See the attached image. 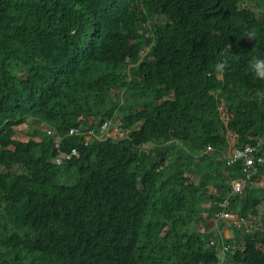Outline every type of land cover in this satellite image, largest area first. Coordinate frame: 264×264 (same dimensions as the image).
<instances>
[{
    "label": "trees",
    "instance_id": "1",
    "mask_svg": "<svg viewBox=\"0 0 264 264\" xmlns=\"http://www.w3.org/2000/svg\"><path fill=\"white\" fill-rule=\"evenodd\" d=\"M253 56L264 0H0V264H264V166L227 185L264 136ZM230 196L260 230L226 260Z\"/></svg>",
    "mask_w": 264,
    "mask_h": 264
},
{
    "label": "built area",
    "instance_id": "2",
    "mask_svg": "<svg viewBox=\"0 0 264 264\" xmlns=\"http://www.w3.org/2000/svg\"><path fill=\"white\" fill-rule=\"evenodd\" d=\"M108 123V122H107ZM105 123L101 131L103 132L104 130L108 129V124ZM81 130L78 128H72L69 132V135H77L80 134ZM93 130L91 129H86L84 130V133L87 135L93 134ZM49 136H54V134L51 131H48ZM90 139L89 136L86 137V141ZM55 148L57 150H60V144L57 143L55 145ZM208 152H211V149L208 148ZM73 155H76V151H72ZM71 154V155H72ZM61 158L57 159L55 161L56 165H61L63 162V159L71 158V155H66V153L60 152ZM241 164V170L245 176V179L240 181V182H232L230 184V189L232 190L231 196L237 195V196H242L243 195V190H244V185L246 183L251 182V179L253 176H256L257 173V166H262L264 165V136L259 139L254 145H248L243 149H239L234 151L231 156L229 157L227 166L228 167H235ZM231 204H230V199H226L221 205L220 209H222V212L216 215L217 220L221 221H227V222H232L234 227L242 230L245 229L246 231L248 230L249 223H247L244 219L239 218L232 213L228 212V209H230ZM247 233V232H246ZM232 248L227 247L224 248L225 252L230 251Z\"/></svg>",
    "mask_w": 264,
    "mask_h": 264
},
{
    "label": "clouds",
    "instance_id": "3",
    "mask_svg": "<svg viewBox=\"0 0 264 264\" xmlns=\"http://www.w3.org/2000/svg\"><path fill=\"white\" fill-rule=\"evenodd\" d=\"M246 35H247L248 37H250V38L252 37V33H250V32H249V33H246ZM214 67H215V71L219 73V72H222V71L225 69L226 64H225L224 62H217V63L215 64ZM249 69H250V71L253 73V75H254L255 77L260 78V79H264V56H259V57L253 56V57L250 59V61H249ZM210 149H211V148H210ZM238 150H239V149H238ZM207 151H208V149H207ZM234 151H236V149H233L232 147H230V149L227 151L226 166H227V163H228L229 157L231 156V154H232ZM211 152H212V149H211ZM262 166H264V165H262ZM227 167H228V166H227ZM237 167H240V172H239V173H241L242 178L240 177L239 179L229 181V182L227 183V185L229 186V188H230V184H231L232 182H240V181H242V180L245 179V176H244V174H243V172H242V170H241V164H239L238 166H235V167H229V168H237ZM254 177H255V176L252 177L251 182L246 183V184L244 185V188H245L246 185H248V184L251 185V184L253 183V179H254ZM243 191H244V190H243ZM242 196H243V195H242ZM242 196H241V197H242ZM230 198H231V196L229 197V199H230ZM227 199H228V198H227ZM225 200H226V199H224V201H225ZM224 201H223V202H224ZM223 202H222V203H223ZM222 203H220V204L218 205L219 212L216 213V214L214 215V222L216 223V225L219 226V227H221L222 225L227 224L228 226H230V228L232 229L233 233H235V230H238V231H244L245 233H246V232L249 233V232H250V229H249L250 224L254 225L253 220H251V221H252V222H251V221L246 220V219L243 218V217H239V216L235 215L234 212H233L234 210H233L232 212L230 211V210H231V207H230V209H228V212L232 213L233 215H235V216H237V217H239V218L244 219L247 223H249V226H248V230H247V231H246L245 229L239 230V229L235 228L232 222L221 221V220H217V219H216V215L222 212V209H220V205H221ZM230 204H231V201H230ZM255 220H256V219H255ZM256 222H257V221H256ZM221 240H222V241H221V243H220V251L224 253V255H225V259L227 260V255L230 254L231 252H233V251L236 250L235 241H234V240H235V234H234V240H233V241H229V242H231V244H227L228 241H225V240H223V239H221ZM212 246H213V244H212ZM227 247H231L232 249H231L230 251H228V252H225V251H224V248H227Z\"/></svg>",
    "mask_w": 264,
    "mask_h": 264
},
{
    "label": "rangeland",
    "instance_id": "4",
    "mask_svg": "<svg viewBox=\"0 0 264 264\" xmlns=\"http://www.w3.org/2000/svg\"><path fill=\"white\" fill-rule=\"evenodd\" d=\"M118 117L120 118V116H118ZM28 127H29V128H27V129L24 130V133H29V134H31L32 131L34 130V127H35V125H34V123H33L32 120H29ZM41 129H42L44 132L47 130L46 128H44V129L41 128ZM113 131H114V132L117 131V126H116L115 128H113ZM199 209H200V208H199ZM257 215H258V216H261L260 213H258ZM256 218H257V217H253V223H254V225L250 224V226H249V229H250V230H251V229H253L254 231H258V230H260V229H258V227H257V225H256V221H258ZM255 219H256V220H255ZM206 220H207V215H206L205 217L203 216V219H202V221H201V222L203 223V225H205ZM215 225H216V223L214 222V217H213V219H211V220H209V221L206 222V228L209 229V230L207 231V233H206L208 237L205 238V241H206L207 243H210V242H209L210 239H212V238H217V236H219L218 231L215 230ZM212 227H213V228H212ZM220 228H222L223 231H224V228H227V229L230 231L231 234H234L233 231L231 230L230 226H228L227 224L222 225ZM261 230H264V229L262 228ZM209 238H210V239H209Z\"/></svg>",
    "mask_w": 264,
    "mask_h": 264
},
{
    "label": "crops",
    "instance_id": "5",
    "mask_svg": "<svg viewBox=\"0 0 264 264\" xmlns=\"http://www.w3.org/2000/svg\"><path fill=\"white\" fill-rule=\"evenodd\" d=\"M215 230L218 231V234H219V236H217V238L223 239L225 241H233L234 240V234H231L227 228H224V231H223L222 228L215 225Z\"/></svg>",
    "mask_w": 264,
    "mask_h": 264
},
{
    "label": "bare ground",
    "instance_id": "6",
    "mask_svg": "<svg viewBox=\"0 0 264 264\" xmlns=\"http://www.w3.org/2000/svg\"><path fill=\"white\" fill-rule=\"evenodd\" d=\"M95 132V131H94ZM87 135V134H86ZM91 138V137H90Z\"/></svg>",
    "mask_w": 264,
    "mask_h": 264
}]
</instances>
